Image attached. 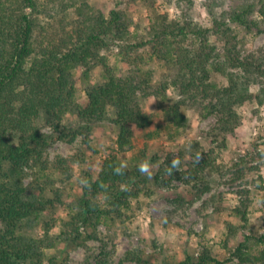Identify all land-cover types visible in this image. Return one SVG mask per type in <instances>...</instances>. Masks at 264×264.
I'll return each mask as SVG.
<instances>
[{
    "label": "trees",
    "instance_id": "trees-1",
    "mask_svg": "<svg viewBox=\"0 0 264 264\" xmlns=\"http://www.w3.org/2000/svg\"><path fill=\"white\" fill-rule=\"evenodd\" d=\"M144 1L153 9L145 34L134 31L127 11L113 9L106 15L88 0H0V264L42 261V248L27 242L20 229L51 202L25 184L29 170L38 168L46 184L49 169L62 176L72 173L69 159L49 161L52 142L74 143L82 138L93 151L97 124L109 122L118 127V149L102 161L96 175L87 174L79 196L66 204L68 219L62 235L72 241L98 240L97 229L102 222L124 217L134 200L140 203L143 192L151 195L144 188L149 180V143L138 148L140 132L147 131L145 136L150 140L163 133L173 139L189 126L183 108H199L203 115L217 117L210 133L212 143L226 148L228 137L241 124L238 108L254 99L264 104L263 94L251 89L264 77V48L246 53L248 35L264 33V0H247L221 14L213 12L211 26L195 21L190 8L172 19L155 8L156 0ZM240 29L247 34L242 35ZM116 42L126 65L138 68L140 63L158 60L171 72L157 85L152 84L151 71L146 76L118 74L103 54ZM98 65L104 67V81L89 86L85 101L79 102L76 72L83 68L88 77ZM216 73L227 77L228 84L214 82ZM171 89L179 99L170 98ZM142 97H155L165 104L161 123L156 113L143 106ZM193 149L189 162L169 157L156 179L179 180L191 186L198 198L210 192L214 181L225 174L231 173L238 180L259 169L252 160L264 155H247L226 170L217 163L215 147L206 151L196 142ZM130 151L134 155L127 163L124 154ZM83 160L82 155L77 159L80 164ZM239 192L245 199L234 212L246 227L252 199L249 190ZM217 200L212 195L204 201V208L216 206ZM229 229L230 236L237 235V227L230 224ZM126 261L151 264L137 249L128 251L121 264ZM98 264H110V252H104ZM179 264H264V233L246 236L224 261L205 248L197 259L188 255Z\"/></svg>",
    "mask_w": 264,
    "mask_h": 264
},
{
    "label": "rangeland",
    "instance_id": "rangeland-1",
    "mask_svg": "<svg viewBox=\"0 0 264 264\" xmlns=\"http://www.w3.org/2000/svg\"><path fill=\"white\" fill-rule=\"evenodd\" d=\"M41 1L47 3L49 0ZM88 1L106 15L113 9L127 11L132 18L134 31L142 34L146 33L145 28L153 15V9L144 0ZM246 2L247 0H156L155 8L160 13H168L172 19L180 18L190 8L195 21L211 26L213 12L221 14ZM240 32L242 35L247 34L242 29ZM117 43H112L103 54L108 57V62L118 74L133 72L136 76H146V72L151 71L152 84L157 85L164 75L171 72L165 63L158 60L140 63L138 68L126 65L119 54ZM246 45V53L263 49L264 33L257 36L249 34ZM218 46L222 50V43ZM141 53L148 57L146 51L141 50ZM139 69L141 73L138 72ZM83 73L81 68L75 77L79 102L85 101L89 86L104 81L105 70L102 65H98L92 68L88 77ZM212 80L219 85L228 84L227 77L222 74H214ZM251 89L264 96V77L258 78ZM168 93L172 100L180 98L173 89ZM142 103L149 111L156 113L158 124L161 123L165 104L155 97L146 100L142 97ZM183 110L190 121L181 135L171 139L167 133H163L164 135L150 140L145 136L147 131L139 133L138 148L146 141L149 143V180L144 188L151 195L143 192L139 198L140 203L134 200L133 208L124 217L102 222L97 229L98 240L82 238L72 241L62 235L64 221L68 219L66 204L79 196L87 174L96 175L102 161L118 149V127L109 122L97 124L93 135V151L84 145L82 138L74 143L59 140L51 143L47 153L49 161L54 163L59 157L67 158L72 161L73 170L71 175L62 176L49 169L51 176L47 180L48 184L38 168L29 170L28 177L25 178V184L32 186L37 196L44 201H51L38 217L26 220L20 229V234L27 242L42 248L44 255L38 264H98L106 251L110 252V264H121L127 252L136 249L143 251L151 264H179L188 255L197 259L205 248L211 250L214 257L224 261L246 236L264 233V155L252 160V165L260 166L259 169L238 180H234L231 173L225 174L220 181H214L212 190L204 194L203 198H198L191 186L179 180L170 182L167 178L159 181L156 179L158 171L169 157L174 160L183 159V162L193 160L191 151H194L193 145L196 142L204 146L206 151L215 147L219 155L217 163L225 166L226 170L247 155L254 157L257 152L264 154V104L254 99L238 108L241 124L236 133L228 137L226 148H217L218 145L212 143L214 137L210 133L217 123L215 115L205 116L199 108L184 107ZM44 131L49 130L44 128ZM219 139L223 140V136H219ZM80 155L84 159L82 164L77 161ZM133 155V151L125 153V162L129 163ZM242 190H249L252 199L248 207L249 223L246 227L242 226L240 217L234 212L245 199V195L239 192ZM212 195L218 198L216 206L211 204L204 208V201ZM230 224L238 228L236 236H230ZM83 232L86 235V231ZM124 264L137 263L126 261Z\"/></svg>",
    "mask_w": 264,
    "mask_h": 264
},
{
    "label": "clouds",
    "instance_id": "clouds-1",
    "mask_svg": "<svg viewBox=\"0 0 264 264\" xmlns=\"http://www.w3.org/2000/svg\"><path fill=\"white\" fill-rule=\"evenodd\" d=\"M146 167V166H145Z\"/></svg>",
    "mask_w": 264,
    "mask_h": 264
}]
</instances>
